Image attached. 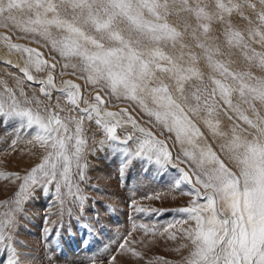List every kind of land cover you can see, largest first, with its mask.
Masks as SVG:
<instances>
[{
	"label": "snow or ice",
	"instance_id": "obj_1",
	"mask_svg": "<svg viewBox=\"0 0 264 264\" xmlns=\"http://www.w3.org/2000/svg\"><path fill=\"white\" fill-rule=\"evenodd\" d=\"M0 24L44 40L66 61L65 68L71 63L92 85L135 102L186 146L184 156L195 169L191 174L179 169L174 181L177 189L191 185L196 197L191 207L180 209L186 219L177 222H194V227L181 229L191 244L185 264H264V0H0ZM214 25H223L229 55L239 52L246 70L237 71L232 68L234 61L222 58L219 37H212ZM186 37L195 41L200 54L192 50ZM3 39L11 52L24 57L20 71L28 81L35 79L32 70L55 69L36 48L13 43L10 36ZM201 60L210 70L207 79ZM38 83L45 86L40 91L46 97L51 95L46 88H55L51 74ZM3 91L6 99L0 97V116L23 121L45 155L22 178L14 207L0 218V243L11 239L4 232L15 227L16 213L23 210L22 204L37 185L55 184L62 207V188L83 205L85 198L78 186L73 191L72 172L76 169L80 179L84 178L85 118H95L103 128L106 139L101 144H127L132 135L121 139L117 130L131 124L141 135L134 152L123 150L126 157L146 158L161 167L172 163L173 155L163 141L139 127L126 109L123 115L103 110L100 95L95 97L97 103L81 109L86 117L77 120L62 118L54 109L41 107L38 100L25 97L21 101L6 84ZM59 91L79 107V85L66 81ZM20 95H24L22 91ZM33 103L35 108L29 106ZM221 112L231 113L227 131L221 127ZM196 117L222 140L220 152L237 172L210 145L200 143L204 133ZM0 178L21 179L4 173ZM172 227L175 225H169ZM127 244L125 240L120 247L141 255ZM115 262L113 256L112 264Z\"/></svg>",
	"mask_w": 264,
	"mask_h": 264
},
{
	"label": "rangeland",
	"instance_id": "obj_2",
	"mask_svg": "<svg viewBox=\"0 0 264 264\" xmlns=\"http://www.w3.org/2000/svg\"><path fill=\"white\" fill-rule=\"evenodd\" d=\"M237 26L242 28L243 24ZM5 36H10L13 43L36 48L43 53L49 65H56L54 70L50 67H45L40 72L32 70L31 74L36 79L44 80L51 74L58 90L65 86L66 81H72L79 85L83 95L79 107L70 104L64 93L50 86L46 91L51 95L46 97L40 91L44 85L31 83L15 67L0 61V97L6 99L3 91L6 84L21 101L25 97L30 101L38 100L41 107L54 109L64 119L72 117L79 120L86 117L81 109L97 103L95 97L100 95L104 100L101 105L103 110L111 109L123 115L122 110L126 109L139 127L152 131L168 146L173 160L167 167H161L146 158L126 157L123 150L134 152L136 138L140 133L132 127L119 128L117 135L121 139L129 134L133 139L127 144L111 141L101 144L106 139L103 128L96 124L95 118L83 119V138L87 141V147L82 163L87 167L83 179H80L76 169L72 172L73 191L78 186L85 198L83 205L78 201L74 202V197L67 194V188H62L61 191L64 202L62 207L57 200L55 184L43 188L35 186L30 197L22 204L23 210L16 213L15 227L4 232L11 239L0 243V264H9L14 259L17 264H112L113 256L116 257L115 264H185L191 244L181 229L194 227V222H177L186 219L180 209L191 207L196 197L191 185H182L177 189L174 181L180 175L179 169L183 168L190 174L195 169V165L184 156L186 146L177 142L174 133L158 125L135 102L117 98L109 89H102L100 85H92L86 80V74L78 67L73 68L71 63L65 68L63 65L66 61L44 40L25 36L11 26L5 28L0 24V48L19 56L23 64L24 57L8 49L3 39ZM212 37H219L217 43L224 52L222 58L234 61L233 69L246 70V63L239 52L229 55L224 43L223 25L213 26ZM186 42L192 46L193 51L200 54V49L195 47V41L191 37H186ZM200 68L207 79L210 70L203 60ZM253 71L257 75L261 74L256 69ZM21 91L23 96L20 95ZM29 106L36 107L35 103ZM229 115L231 113L221 112L219 116L221 127L225 131L231 127ZM194 119L204 133L200 143L210 145L225 164L237 172L234 163L220 152L222 140L212 135L201 118ZM70 127L74 130L75 123ZM30 141H33V132L27 129L23 121L0 116V173L21 177L20 180L0 178V218L14 207L22 178L45 155L44 149ZM129 159L130 162L126 164ZM200 191L203 193L204 189L200 188ZM140 208L144 211H139ZM68 209L71 211H67ZM169 225L175 227L169 228ZM166 228H169L168 232H165ZM145 229L148 231L145 232ZM172 235L176 238L172 239ZM125 240L128 241L127 247L141 254L139 257L120 247Z\"/></svg>",
	"mask_w": 264,
	"mask_h": 264
},
{
	"label": "bare ground",
	"instance_id": "obj_3",
	"mask_svg": "<svg viewBox=\"0 0 264 264\" xmlns=\"http://www.w3.org/2000/svg\"><path fill=\"white\" fill-rule=\"evenodd\" d=\"M0 61L3 62V63H6V64H10L12 65L13 67H15L23 76L24 74L20 71V68L24 66L23 64V60L19 57V56H15V55H11L5 51H3L1 48H0ZM8 61H11V63H8ZM25 77V76H24ZM48 77V76H47ZM47 77L44 78V80L47 79ZM26 78V77H25ZM27 79V78H26ZM38 79H34L33 81H30L31 83H34V84H40L38 83ZM74 83V82H73ZM75 84V83H74ZM55 88L58 90L57 88V85L55 83ZM59 91V90H58ZM82 95H83V92H82V89L80 88V99H82ZM107 111H112V112H116L115 110H107ZM118 113V112H117ZM138 124V123H137ZM139 126V125H138ZM131 124H126L124 127H121L122 129H129L131 128ZM135 130V129H134ZM149 131V130H148ZM152 132V131H151ZM153 133V132H152ZM153 135H155L153 133ZM156 136V135H155ZM157 137V136H156ZM158 138V137H157ZM159 139V138H158Z\"/></svg>",
	"mask_w": 264,
	"mask_h": 264
}]
</instances>
